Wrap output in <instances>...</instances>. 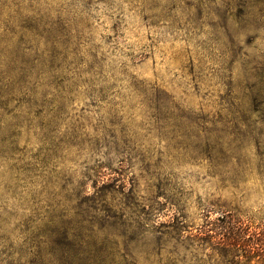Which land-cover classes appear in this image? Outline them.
Listing matches in <instances>:
<instances>
[{"label":"rangeland","instance_id":"obj_1","mask_svg":"<svg viewBox=\"0 0 264 264\" xmlns=\"http://www.w3.org/2000/svg\"><path fill=\"white\" fill-rule=\"evenodd\" d=\"M262 100L264 0H0V264H264Z\"/></svg>","mask_w":264,"mask_h":264},{"label":"trees","instance_id":"obj_2","mask_svg":"<svg viewBox=\"0 0 264 264\" xmlns=\"http://www.w3.org/2000/svg\"><path fill=\"white\" fill-rule=\"evenodd\" d=\"M262 104L264 105V100L261 101ZM260 112L259 110L257 111V113ZM262 121V120H261ZM264 154H261L259 156H263ZM99 174H101L99 172ZM99 176L97 178L96 181V185L94 187L95 189V194H94V199H97L98 201L102 202V208L105 210H108V208L110 207L107 203H106V199L105 197H108L109 194H111V190H110V186L109 184L105 183V181L101 179V175H97ZM100 184V185H99ZM173 208H175L176 210H180V208L178 206H172ZM180 214V213H179ZM182 215H177L174 217V220L172 222V227L176 228L177 226H179V224H181L182 222ZM226 219V218H225ZM235 222H233L232 220H225V225L227 226V230H230L228 232V234H224L222 237H218L216 235H213L214 230L213 229H207L206 231H201L200 235H201V240L206 242L208 241H213V243L217 246H221L224 247L223 249L226 250V253L228 254L229 257H231L232 259H237L239 260V256H243L245 258H247V260L249 261L251 258L250 256L252 255V253H254L255 251H257L256 247L254 246H249V247H244L243 250L242 245L239 244V229L238 231H234L233 230V226H234ZM239 224V223H238ZM239 251L243 254V255H239Z\"/></svg>","mask_w":264,"mask_h":264}]
</instances>
